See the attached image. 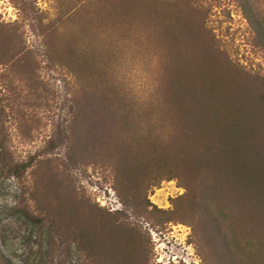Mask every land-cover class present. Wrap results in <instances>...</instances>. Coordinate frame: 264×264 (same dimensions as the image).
<instances>
[{
	"label": "rangeland",
	"instance_id": "1",
	"mask_svg": "<svg viewBox=\"0 0 264 264\" xmlns=\"http://www.w3.org/2000/svg\"><path fill=\"white\" fill-rule=\"evenodd\" d=\"M173 91L232 106L264 168V0H0V264H264V206L205 193L219 150L197 172L185 149L128 160L179 130L214 141Z\"/></svg>",
	"mask_w": 264,
	"mask_h": 264
},
{
	"label": "trees",
	"instance_id": "2",
	"mask_svg": "<svg viewBox=\"0 0 264 264\" xmlns=\"http://www.w3.org/2000/svg\"><path fill=\"white\" fill-rule=\"evenodd\" d=\"M205 97L203 93H195V94H189V93H181L174 91L169 94L168 102L169 103H175L177 105L183 106V111H185V116L181 120V122L190 123L193 120L195 121V117L198 118L202 116V120L204 123L209 124V120H212L214 123L213 130L211 132L213 133L214 141L211 142V144H205L203 139H197L195 136L196 133L190 132L191 137L186 139L184 136V133L182 130H179V136H177V139L173 142L172 146H168L169 142H161V141H155L153 139V143L151 144V151L149 153V158L145 157V153L142 154L139 152V157L135 158H128V160L132 161L134 169L141 170L143 169V165L148 163H151L149 160H155L158 159V162L161 164L166 163L168 160V153H170L173 149H185L183 153V157L180 158V162L184 164L185 166H189L196 172L198 169L204 164V161L207 163L213 164L215 161H217V150H219V154L221 153L224 155L223 158H220L218 161V164H216L214 167H208L212 173H214L217 169L222 172V176L220 177H211L210 180L211 183L210 186L205 189V193L209 194L210 196L214 195L215 192L218 193L220 196L223 192V188L225 185V182L233 183L235 185L236 190H240L241 192H245L248 197V201L251 200V206L255 208L256 206H264V168L260 166V156L259 154L255 153L256 158H254V161L250 163L247 158V154L243 151V147L247 146L246 141L248 137H250V130L248 129L247 123H246V133L245 137L239 136L238 142L235 144L231 136L230 129L228 130V127L231 126L232 123V115L233 113L236 114V117L238 116L233 107H220L224 110V114L221 117V114L218 112L220 108L216 107L213 104H210L203 100L202 98ZM196 98V99H195ZM217 99V98H216ZM201 102L202 108L199 107L198 109H192V107H186L187 105H194V101ZM190 103H189V102ZM216 103V105H222L223 102L221 100L213 101ZM197 104V103H196ZM213 110V112L211 111ZM175 114V113H174ZM230 116V119H229ZM239 117V116H238ZM225 119V120H223ZM229 120V121H228ZM231 120V121H230ZM211 124V123H210ZM182 127V126H181ZM182 129V128H181ZM223 137V138H222ZM227 137V138H226ZM176 138V137H175ZM264 141V140H263ZM161 153L162 155L158 154ZM185 154H187L185 156ZM204 154V155H203ZM157 155V156H156ZM159 155V156H158ZM126 159V158H123ZM144 159V160H143ZM122 160V159H121ZM127 163V160H123L120 162V168L127 169L130 167L122 166V164ZM157 162V163H158ZM213 162V163H212ZM131 163V164H132ZM158 163V164H159ZM167 164V163H166ZM164 164V165H166ZM215 164V163H214ZM124 165V164H123ZM226 165V168L224 167ZM29 163H15L11 161L7 165H4L6 171L16 177L19 180H22L28 171ZM204 169L207 168V166L203 167ZM129 173V170L128 172ZM216 174V173H214ZM173 178V177H169ZM210 182V181H209ZM221 182V183H219ZM207 185L206 182H204V186ZM214 185V186H213ZM228 189V188H227ZM207 198V195H206ZM209 199V197L207 198ZM221 212V210L219 209Z\"/></svg>",
	"mask_w": 264,
	"mask_h": 264
},
{
	"label": "built area",
	"instance_id": "3",
	"mask_svg": "<svg viewBox=\"0 0 264 264\" xmlns=\"http://www.w3.org/2000/svg\"><path fill=\"white\" fill-rule=\"evenodd\" d=\"M166 184H168V185H172L173 184V186H174L173 189L174 190L173 191H170V188L162 187V188L156 190L155 197L158 196V195H160V194L165 195L167 204L169 203L168 201H169L170 198H173L176 195L177 196L178 195L181 196L184 193V190L182 188H179L178 186H176V183H174L173 181L165 182L163 184V186L166 185Z\"/></svg>",
	"mask_w": 264,
	"mask_h": 264
}]
</instances>
